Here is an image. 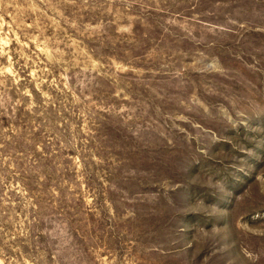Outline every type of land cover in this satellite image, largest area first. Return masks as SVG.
Masks as SVG:
<instances>
[{
    "label": "rangeland",
    "instance_id": "374dc122",
    "mask_svg": "<svg viewBox=\"0 0 264 264\" xmlns=\"http://www.w3.org/2000/svg\"><path fill=\"white\" fill-rule=\"evenodd\" d=\"M0 264H264V0H0Z\"/></svg>",
    "mask_w": 264,
    "mask_h": 264
}]
</instances>
